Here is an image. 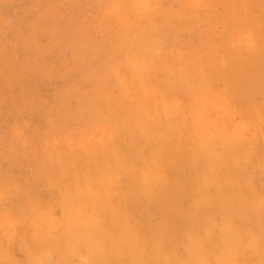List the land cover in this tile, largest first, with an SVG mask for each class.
Segmentation results:
<instances>
[{
  "label": "rangeland",
  "instance_id": "1",
  "mask_svg": "<svg viewBox=\"0 0 264 264\" xmlns=\"http://www.w3.org/2000/svg\"><path fill=\"white\" fill-rule=\"evenodd\" d=\"M0 119V264H264V0H0Z\"/></svg>",
  "mask_w": 264,
  "mask_h": 264
},
{
  "label": "bare ground",
  "instance_id": "2",
  "mask_svg": "<svg viewBox=\"0 0 264 264\" xmlns=\"http://www.w3.org/2000/svg\"><path fill=\"white\" fill-rule=\"evenodd\" d=\"M1 120V119H0ZM36 121V120H35ZM34 133V132H33ZM12 136V135H11ZM14 138H15V136H14ZM2 140V139H1ZM230 161V160H229ZM200 163V162H199ZM229 164V163H228ZM2 190V189H1ZM186 190V189H185ZM257 190V195L258 196H261V197H264V191H263V188H261V187H259V188H257L256 189ZM2 197V196H1ZM18 204H19V202H18ZM20 205V204H19ZM21 206H23L22 204H21ZM149 231V230H148ZM20 236V235H19ZM16 237H18V236H16ZM151 241V240H150ZM179 242V241H178ZM35 243H37V242H35ZM22 244V243H21ZM181 247V246H180ZM183 250V249H182ZM27 251V250H26ZM61 251V250H60ZM28 252V251H27ZM25 254H26V252H25ZM27 258V257H26ZM163 258V257H162ZM50 260V259H49ZM162 261V260H161ZM27 263V262H26ZM195 263V262H194Z\"/></svg>",
  "mask_w": 264,
  "mask_h": 264
}]
</instances>
